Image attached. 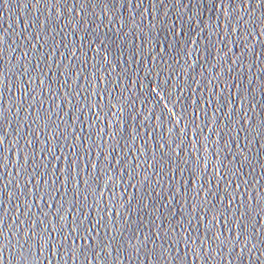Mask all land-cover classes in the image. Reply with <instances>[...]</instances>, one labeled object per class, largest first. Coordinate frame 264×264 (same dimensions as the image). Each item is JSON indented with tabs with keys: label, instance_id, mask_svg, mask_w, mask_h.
Wrapping results in <instances>:
<instances>
[{
	"label": "water",
	"instance_id": "95a60500",
	"mask_svg": "<svg viewBox=\"0 0 264 264\" xmlns=\"http://www.w3.org/2000/svg\"><path fill=\"white\" fill-rule=\"evenodd\" d=\"M0 264H264V7L0 0Z\"/></svg>",
	"mask_w": 264,
	"mask_h": 264
},
{
	"label": "snow or ice",
	"instance_id": "6c2138e0",
	"mask_svg": "<svg viewBox=\"0 0 264 264\" xmlns=\"http://www.w3.org/2000/svg\"><path fill=\"white\" fill-rule=\"evenodd\" d=\"M257 6L264 7V0H255ZM247 11V10H246Z\"/></svg>",
	"mask_w": 264,
	"mask_h": 264
}]
</instances>
